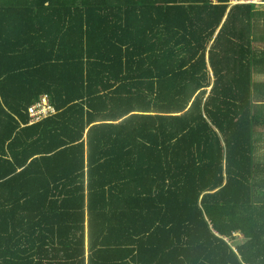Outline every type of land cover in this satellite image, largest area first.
<instances>
[{"label": "trees", "instance_id": "16d2710c", "mask_svg": "<svg viewBox=\"0 0 264 264\" xmlns=\"http://www.w3.org/2000/svg\"><path fill=\"white\" fill-rule=\"evenodd\" d=\"M229 2L0 0V264H264V6Z\"/></svg>", "mask_w": 264, "mask_h": 264}, {"label": "crops", "instance_id": "0c3cea01", "mask_svg": "<svg viewBox=\"0 0 264 264\" xmlns=\"http://www.w3.org/2000/svg\"><path fill=\"white\" fill-rule=\"evenodd\" d=\"M264 19V17H263ZM264 38V36H263ZM257 49H264V40L262 39L261 43H258L256 45ZM3 68V67H2ZM1 68V70H2ZM253 80L255 82V85L257 86V90L254 94L253 99V107L254 111L258 115L264 116V68L259 72L255 71L253 74ZM0 114H3L0 109ZM255 139L257 140L256 144V154H255V161L258 163L264 164V129L259 131Z\"/></svg>", "mask_w": 264, "mask_h": 264}, {"label": "built area", "instance_id": "2783aa9c", "mask_svg": "<svg viewBox=\"0 0 264 264\" xmlns=\"http://www.w3.org/2000/svg\"><path fill=\"white\" fill-rule=\"evenodd\" d=\"M213 4H217L218 0H212ZM230 6L242 4H255L264 6V0H230ZM29 123L40 121L44 117H48L56 112L54 106L49 103L48 97L45 95L39 101L34 102L27 108Z\"/></svg>", "mask_w": 264, "mask_h": 264}]
</instances>
